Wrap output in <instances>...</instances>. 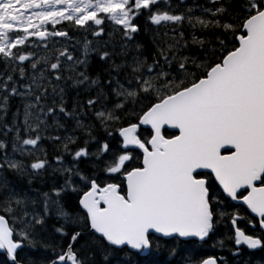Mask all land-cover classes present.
<instances>
[{
	"label": "snow or ice",
	"instance_id": "1",
	"mask_svg": "<svg viewBox=\"0 0 264 264\" xmlns=\"http://www.w3.org/2000/svg\"><path fill=\"white\" fill-rule=\"evenodd\" d=\"M0 264H264V0H0Z\"/></svg>",
	"mask_w": 264,
	"mask_h": 264
},
{
	"label": "trees",
	"instance_id": "2",
	"mask_svg": "<svg viewBox=\"0 0 264 264\" xmlns=\"http://www.w3.org/2000/svg\"><path fill=\"white\" fill-rule=\"evenodd\" d=\"M15 110H16L15 102H13V107H12L11 111H15ZM50 134L56 135V134H60V133L53 132V133H50ZM43 147L48 149V151H49V159H52L54 157V155H56V153L53 151L52 145L49 142H45ZM202 250L203 251H207V249H202ZM160 258H168V259H170V257H165L163 253L160 254Z\"/></svg>",
	"mask_w": 264,
	"mask_h": 264
},
{
	"label": "water",
	"instance_id": "3",
	"mask_svg": "<svg viewBox=\"0 0 264 264\" xmlns=\"http://www.w3.org/2000/svg\"><path fill=\"white\" fill-rule=\"evenodd\" d=\"M171 131H174V130H171Z\"/></svg>",
	"mask_w": 264,
	"mask_h": 264
},
{
	"label": "rangeland",
	"instance_id": "4",
	"mask_svg": "<svg viewBox=\"0 0 264 264\" xmlns=\"http://www.w3.org/2000/svg\"><path fill=\"white\" fill-rule=\"evenodd\" d=\"M172 134H174V133H172Z\"/></svg>",
	"mask_w": 264,
	"mask_h": 264
}]
</instances>
